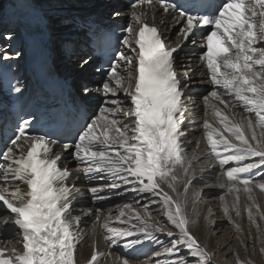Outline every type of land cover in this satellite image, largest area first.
<instances>
[{
  "label": "snow or ice",
  "instance_id": "snow-or-ice-1",
  "mask_svg": "<svg viewBox=\"0 0 264 264\" xmlns=\"http://www.w3.org/2000/svg\"><path fill=\"white\" fill-rule=\"evenodd\" d=\"M157 4L181 25L177 31L181 43L175 47L166 46L154 12L149 22L146 9H155ZM130 8L131 22L119 38L127 51L118 50L109 63L106 78L96 89L104 97L98 114L78 138L73 143H59L46 135L30 134L34 118L21 114L13 136L0 153V208L12 220L13 227L6 231L15 232L22 243L20 250L0 246V264H79L80 214L74 213L73 201L79 193L76 182L81 179L89 184L103 181L100 187H89L94 204L108 199V192H131L148 201L141 205L145 210L149 204L160 205V214L166 217L167 223L160 227L162 221L148 222L150 213L142 218L132 212L137 221L132 224L120 220L125 216L121 211L117 220L129 225L121 228L109 223L110 218L102 220L99 213L103 209L97 207L94 223L106 230L104 238L109 247L124 241L123 247L129 252L126 257L114 258V262L137 264L131 252L151 242L163 249L167 264H210L214 253L193 234L190 225L198 221L190 219L186 211L194 175L189 173L196 156L187 151L183 128L187 84L181 82L175 57L201 28L208 32L202 38L201 47L206 50L199 60L207 73L205 82L212 86L203 99L220 125L214 127L207 120L202 123L209 149L205 161L219 168L225 178L220 187L233 195L231 205L224 195L219 197L229 223L240 231L231 212L241 215L238 193L242 190L252 201L245 205L248 221L259 231L253 208L261 220L264 213L251 193L253 187L264 192V174L260 181L252 178L256 169L264 173V0H186L183 5L174 0H134ZM19 58V52L0 55V60ZM88 62L83 60L81 66ZM191 79L186 72L183 80ZM11 89L22 92L19 82L11 84ZM83 91L87 95L91 89L85 86ZM218 105L232 111V118ZM236 109L244 113L239 120L235 119ZM57 146L59 151L55 150ZM69 150L77 162L75 169L61 164L63 153ZM123 207L132 209L131 204ZM3 220L8 223V217ZM158 232L168 237L167 246L157 237ZM9 242L0 240V245ZM154 255L160 257L161 250ZM99 257H113V253L99 252L94 246L88 264H100ZM153 264H160V260ZM236 264L252 262L236 255Z\"/></svg>",
  "mask_w": 264,
  "mask_h": 264
},
{
  "label": "bare ground",
  "instance_id": "bare-ground-1",
  "mask_svg": "<svg viewBox=\"0 0 264 264\" xmlns=\"http://www.w3.org/2000/svg\"><path fill=\"white\" fill-rule=\"evenodd\" d=\"M70 0H0V38L6 36L4 33H8L11 37L17 36L22 33V37H16L11 42V46L15 45L17 41H20L17 49L22 48L25 40L28 39L30 32H41L42 29L48 34L46 45L55 55V60L52 66L53 71L59 70L64 76L73 80L75 84V91L84 100L92 99V106H96L95 115L98 114V108L103 101L104 97L100 92L96 91L99 88L106 77H103L97 82L96 72L92 69L93 59L87 55L77 54L75 49L77 47V41L73 40V37L80 39V30L75 24L76 22H83L84 19H90L98 21L104 19L107 22L121 21L123 23H130L131 8L124 6L120 0H82L80 5L69 3ZM86 2H89L85 4ZM69 3V4H68ZM146 6H141L145 8ZM138 8L137 11H140ZM147 17L151 22L153 12L155 13L156 26L163 33L164 38L171 44L177 45L181 38L176 36L177 27L179 23L174 21L170 15H165L162 8L157 4L155 9H146ZM119 15H115V13ZM90 13V14H89ZM51 19V20H50ZM49 23L53 25L49 26ZM69 25V26H67ZM22 27V31L19 29ZM69 29H68V28ZM72 46L75 48L72 53L62 50L65 46ZM55 46H57L55 48ZM187 49L180 51L176 59V67L179 70L180 78L183 84H187V88H190L191 94L184 97V103L186 105L185 120L183 128L187 133V151L190 156L195 155L196 159L193 161V168L190 171V175H193V183H199L202 185L194 195L193 199H189L192 191V185L188 193V206L187 214L190 219L198 221L197 225H190L193 234L199 239L202 246H205L206 250L210 253H214L211 258L210 264H236V255L241 260H249L257 253H253L256 246H262L264 248V220H261L259 215L256 214L255 208H253V214L256 217L257 224L260 226L259 231L257 226L251 224L247 218V212L245 205H251L252 201L246 199L247 194L242 190L240 191L239 208L241 215L237 217L234 212H231V216L236 225L239 226L240 231H236L232 224L229 223V219L223 212L222 202L219 197L225 196V201L231 205L233 201L232 194H226L225 189L220 185L224 182L225 178L220 173V170L214 163L209 164L205 161L207 152V142L202 129V123L207 120L213 124L214 127H220L216 119H214L211 108L206 109L204 103V96L208 94L210 86L205 82L207 79L206 70L201 66L195 49L192 48L190 43L186 44ZM198 47V45H195ZM124 51H127L124 49ZM9 54V53H8ZM59 55V58L57 57ZM87 59L89 62L83 65V60ZM188 73L192 79L184 81L183 76ZM85 83V84H83ZM87 86L91 91L87 95L84 94V87ZM123 99V93L120 94ZM211 103H217L216 101H210ZM222 110L223 106L218 105ZM230 118H232V111L224 110ZM236 115L235 119L239 120L244 115L242 109L234 110ZM259 133V129H257ZM228 136V133H224ZM235 142V141H234ZM199 144V147L196 145ZM59 151V147L55 149ZM69 152H64V158L61 164H66L70 169H75L76 161L70 155ZM258 159V158H256ZM76 173L74 172V175ZM262 173L261 169L254 170L252 178L254 181H260ZM19 183V182H18ZM79 193L76 195L75 208L80 211V224L79 234L80 242L77 245V259L79 264H88V260L93 252L94 246L99 252L105 253L111 251L113 257H99L100 264H118V261L114 262V258L126 257L129 252L124 249V241H120L117 245L109 247V243L106 242L104 236L106 230L103 229L100 224L94 223L96 218V205L92 202V198L89 194V187L94 184L86 185L83 180L77 182ZM192 183V184H193ZM100 184L95 185L100 187ZM182 189V185L179 186ZM242 189V186H241ZM167 190V189H166ZM107 191V190H105ZM103 194V193H102ZM253 200L260 207V212L264 213V192H260L259 189L253 187L251 193ZM108 199L105 201H112V203L121 200H130L132 209H124V205L112 208V206L104 207L103 211L99 213L101 219H109L115 227L125 228L128 224H121L117 217L121 211L125 212V216L120 217V220H125L132 224L137 223L134 217L131 216L132 212L140 213L142 218H147L148 213L151 214L149 223H156L162 221L159 226L163 227L167 223L166 217L160 214V205L149 204L147 210L141 205L148 204L147 200H141L134 193H126L123 195H117L114 192H108ZM198 198H201L199 200ZM140 200L141 203H137L136 200ZM78 201H82L83 205L78 206ZM126 202V201H124ZM111 204V203H110ZM118 205V204H117ZM135 206V207H134ZM139 206V207H137ZM112 208V209H111ZM108 209H110L108 211ZM195 209V211H193ZM209 209L211 215H209ZM107 210V211H106ZM231 211V209H230ZM91 212V215L85 213ZM207 217V219H206ZM9 224V223H8ZM0 219V228L1 226ZM171 227V225H168ZM213 233H220V236L215 238ZM159 240L164 242V245H168V237L164 233H156ZM21 237L16 235L11 242L5 246L9 251L12 249H22ZM243 242V244L241 243ZM244 245H247L245 248ZM152 249H160L161 256L156 257L155 252L143 261H137V264L143 262V264H153L157 259L160 260V264H167L166 254L163 253V249L160 245L153 244L151 242H145L137 247V249L131 252L133 257L138 259L141 253L148 252ZM247 254V256H246ZM254 259V258H253ZM256 264H261L258 257Z\"/></svg>",
  "mask_w": 264,
  "mask_h": 264
},
{
  "label": "rangeland",
  "instance_id": "rangeland-1",
  "mask_svg": "<svg viewBox=\"0 0 264 264\" xmlns=\"http://www.w3.org/2000/svg\"><path fill=\"white\" fill-rule=\"evenodd\" d=\"M81 2H82V0H70L69 1V3H72V4H77V5H80L81 4ZM68 3V4H69ZM87 3H89V2H86L85 1V4H87ZM90 14V13H89ZM51 20V19H50ZM50 25H53L52 23H49V26ZM67 26H69V25H67ZM51 27V26H50ZM68 28V27H67ZM69 29V28H68ZM57 46H55V48H56ZM58 58H59V55L57 56ZM192 191H191V194H190V196H189V199H193V197H194V195L196 194V192L198 191V189H199V187H201L202 185H199V183H193L192 184ZM199 200H201V198H198ZM139 200V199H138ZM138 200H136V201H138ZM124 201H126V202H124ZM140 201V200H139ZM130 203V200H121V201H118V202H115L114 203V205H111L112 206V208H115V207H117V206H120V205H123V204H129ZM139 203H141V201L139 202ZM118 204V205H117ZM109 207V206H108ZM135 207V206H134ZM137 207H139V206H137ZM111 208V209H112ZM110 209H108V211H109ZM107 211V210H106ZM213 235H214V237L215 238H217V237H219L220 236V233H213ZM263 247L262 246H256V248H255V250L253 251V253H257V254H255L253 257H251V258H248L251 262H252V264H256V260L258 259V257H259V259H260V261H261V264H264V253H262L261 252V249H262ZM246 256H247V254H246ZM213 257V256H212ZM254 258V259H253ZM243 261H246V259L245 260H243ZM248 261V260H247Z\"/></svg>",
  "mask_w": 264,
  "mask_h": 264
}]
</instances>
